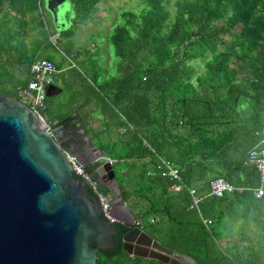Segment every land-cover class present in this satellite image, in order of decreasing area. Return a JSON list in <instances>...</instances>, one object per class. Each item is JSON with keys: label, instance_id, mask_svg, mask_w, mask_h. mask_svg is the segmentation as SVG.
<instances>
[{"label": "trees", "instance_id": "16d2710c", "mask_svg": "<svg viewBox=\"0 0 264 264\" xmlns=\"http://www.w3.org/2000/svg\"><path fill=\"white\" fill-rule=\"evenodd\" d=\"M67 1L74 24H84L102 0ZM140 1L138 15L120 14L123 25L109 36L118 61L115 76L97 84V92L86 84L77 93L71 88L76 76L70 74L64 90L73 96L54 112L46 98L42 114L51 121L63 119L77 108L75 100L83 97L81 105L90 98L100 100L108 122L104 130L117 141H101L97 134V149L114 161L111 173L118 196L133 221L193 264H264V184L262 196L253 198L250 189L258 185V176L244 164L264 132V0H173L172 13L168 0ZM43 11L42 0L0 1L1 95L16 98L33 60L46 59L57 72L63 64L73 70L79 50L71 42L60 48L59 41L49 40L56 33L69 38L71 29L53 31ZM54 51L57 63L50 57ZM83 64L90 82H97L96 63ZM104 96L122 121H113L118 116L110 107L106 112ZM244 107L246 115L241 113ZM157 157L175 167L182 183L197 194L205 193L215 178L248 190L205 198L199 206L200 216L209 222L205 229L198 214L187 209L185 191L172 192L173 182L156 172ZM97 167L95 163L84 170L92 173ZM147 171L153 172L151 177ZM99 189L109 194L107 187ZM115 231L113 249L96 253L99 264H159L129 258L121 250L126 230L115 225Z\"/></svg>", "mask_w": 264, "mask_h": 264}, {"label": "water", "instance_id": "95a60500", "mask_svg": "<svg viewBox=\"0 0 264 264\" xmlns=\"http://www.w3.org/2000/svg\"><path fill=\"white\" fill-rule=\"evenodd\" d=\"M67 3L43 0L55 30L64 27ZM60 91L49 85L45 98ZM46 120L47 131L26 105L0 94V264H99L96 253L114 247L115 225L126 230L121 250L129 258L193 264L133 226V216L119 198L106 163L95 176L100 185L108 188L110 181L115 187L110 211L116 224L103 219L98 200L72 175L65 154L87 167L103 160L104 153L89 143L82 125L72 117ZM101 168L108 171L106 178L100 177Z\"/></svg>", "mask_w": 264, "mask_h": 264}, {"label": "rangeland", "instance_id": "374dc122", "mask_svg": "<svg viewBox=\"0 0 264 264\" xmlns=\"http://www.w3.org/2000/svg\"><path fill=\"white\" fill-rule=\"evenodd\" d=\"M167 8L172 13V2L173 0H168ZM142 8V4L140 0H102L99 2L94 9L92 10V13L87 15L86 22L84 24L75 23L74 24V18L75 13L73 12V8L67 3V10H65L64 16V27L63 29H71V36L69 38H59L58 34L56 33L53 35L49 40L51 44H55V41H59V44L61 45L60 48L64 47V44L66 42H71L72 49L75 51L79 50L78 57L75 61H72L71 67H73L72 71H65L68 64H63V68L55 75L54 84L61 88L63 90V93L61 95L65 96V98L69 99L73 96L72 92L66 91V88L64 90V85L62 83V80L64 79L65 83H68L67 78H69V74H74L78 79H82V81H86L88 84H91L92 88L97 92V83L98 82H90L89 78V71L86 69L83 63L89 64V62L92 60V63H96L94 66L96 70L99 72V75H103L104 78H108L109 76L114 75L116 71V65L118 61L115 59L114 55V49L111 48L109 44V36L111 35V32L114 28L121 27L123 25L122 20L120 19L119 15L122 13H125L126 11H131L135 13V15H138L139 11ZM44 17L48 18L49 20V14L46 11H43ZM53 29V28H51ZM53 31H58L53 29ZM27 38L24 39V42L26 43ZM59 48V49H60ZM61 50V49H60ZM51 53V59L55 63H57L59 60L57 52H50ZM40 56H45L44 52L40 54ZM94 60V61H93ZM83 63H82V62ZM128 69V66L126 67ZM15 77L18 79L23 78V74H21L20 71L10 70ZM198 74L202 73V69H198ZM100 78V76H99ZM101 79V78H100ZM99 80V79H98ZM97 80V81H98ZM64 83V84H65ZM55 99V98H53ZM107 105H109L110 112L113 113L115 116L119 115L117 114L118 111L115 109L112 105V101L108 100V97L104 96L103 99ZM53 101V100H52ZM97 102H100V100L97 99ZM92 112L94 114V118L98 119L99 122V114H100V108L98 110H93ZM241 113L246 115L248 114L247 110L244 108L241 109ZM54 112V111H53ZM62 112V111H59ZM108 112V111H107ZM99 113V114H98ZM241 114V115H242ZM122 120V118H119ZM103 121V120H102ZM113 121H116L115 118ZM112 122V119H111ZM108 123V122H105ZM107 132H101L99 138H103L106 140ZM113 141H117V138L115 134L112 132L111 136ZM98 168L99 166L104 164V161H100L97 163ZM108 171L104 168H101L100 171V177L104 176L107 177ZM108 190H109V198L111 201V204L113 205L115 198H116V191L115 187L111 185V182L109 181L107 183ZM115 209H117L115 207ZM122 211L121 208H118ZM123 217H126L123 213H120ZM127 218V217H126Z\"/></svg>", "mask_w": 264, "mask_h": 264}, {"label": "built area", "instance_id": "2783aa9c", "mask_svg": "<svg viewBox=\"0 0 264 264\" xmlns=\"http://www.w3.org/2000/svg\"><path fill=\"white\" fill-rule=\"evenodd\" d=\"M38 12L40 8L38 7ZM56 71L52 62L44 60L42 58L33 60L28 68V80L23 87L17 88L16 98L21 103L26 105L32 113L35 115L41 126L47 131L48 130V120L43 116L42 112L45 106V90L49 85L54 84ZM261 139L255 144L247 153L244 164L252 166L258 176V185L251 190L252 197L258 199L263 194V184H264V132L260 133ZM67 162L70 164L72 175L79 178L84 185L87 187L89 193L94 196L101 208L102 218L105 219L110 224H116L114 220L111 219V201L109 194L102 193L99 189V179L95 176L96 168L92 173H88L84 170V167L79 165L74 157L65 154ZM107 166L111 167L114 164L112 159L104 157L103 160ZM155 170L158 175L162 178H166L173 182L172 192L185 191L188 206L187 209L196 212L200 218V223L206 229L209 226V222L202 219L200 216V204L205 198H220L225 194H231L233 192H241L243 190H248L240 187H235L228 184L222 178H215L210 180L207 184L206 191L203 194H197L196 190L191 186H186L182 183L178 171L168 162L156 158ZM152 171H147L146 175L151 177ZM133 226L141 228L137 222L133 221Z\"/></svg>", "mask_w": 264, "mask_h": 264}, {"label": "crops", "instance_id": "0c3cea01", "mask_svg": "<svg viewBox=\"0 0 264 264\" xmlns=\"http://www.w3.org/2000/svg\"><path fill=\"white\" fill-rule=\"evenodd\" d=\"M42 3H43V0H42ZM4 4H5V1H3V5ZM65 71H67V70H65ZM99 76H100L101 79L99 78V82L97 81L98 85L101 84V82L106 80V78H104V76L102 74L99 75ZM67 80H68V83L71 82L70 81L71 80L70 76H69V78H67ZM72 81H73V84H71V88L77 93H81L83 91V86L84 85L86 86V84H88L86 81L84 83V81H82V79H78L77 77H74ZM62 83L64 85V83H65L64 79H63ZM53 85L56 86L55 84H53ZM88 85L91 86V84H88ZM56 87H58V86H56ZM60 90L62 91L61 88H60ZM61 91H60V93L58 95H56V96H54V97L49 99L51 101L53 100L51 102V104H50V110L53 111L57 104H60L61 102L65 101L66 98H65V96L61 95L62 94ZM53 98H55V99H53ZM83 99L84 98L81 97V99L75 100L74 106H77V108H73L71 110V112H73V113H71L69 116L72 117V120H74V122H77V123L82 125L83 129L86 132V137H87L89 143L92 146H94L95 148H98L97 144L99 142H98V140H96L95 136L97 134H99V136H100L101 132H107V134H106L107 136H105L106 140L107 139L111 140L112 139L111 138L112 134H110V133H108V131L104 130V127H105L104 124H105V122H107V119H106V116L101 113L102 112L101 109H100V111H101L100 114L98 113L99 114L98 115L99 116V122H98L97 118H94L95 116L92 113V112H94L93 110H98V108L103 107V106L98 105L97 99H95V98H90L88 101H86V103L84 105H81L83 103ZM45 100H46V98H45ZM104 108H105L106 112L109 110L108 109L109 106L107 104H106V106H104ZM64 118H66V117H64ZM119 118L120 117H116L115 120L117 119V121H122ZM118 133L121 134V135L124 134L125 133V129L119 130ZM99 139L101 141H106L103 138H99Z\"/></svg>", "mask_w": 264, "mask_h": 264}, {"label": "clouds", "instance_id": "9594fccd", "mask_svg": "<svg viewBox=\"0 0 264 264\" xmlns=\"http://www.w3.org/2000/svg\"><path fill=\"white\" fill-rule=\"evenodd\" d=\"M44 8V7H43Z\"/></svg>", "mask_w": 264, "mask_h": 264}]
</instances>
